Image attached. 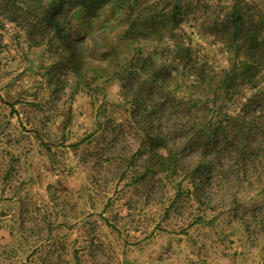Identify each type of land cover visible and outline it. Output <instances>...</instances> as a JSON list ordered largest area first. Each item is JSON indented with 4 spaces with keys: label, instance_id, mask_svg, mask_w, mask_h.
Returning <instances> with one entry per match:
<instances>
[{
    "label": "rangeland",
    "instance_id": "1",
    "mask_svg": "<svg viewBox=\"0 0 264 264\" xmlns=\"http://www.w3.org/2000/svg\"><path fill=\"white\" fill-rule=\"evenodd\" d=\"M98 4L62 14L63 42L32 46L30 25L0 20V264H264V134L247 120L241 137L226 119L227 139L218 132L217 147L197 135L184 172L200 155L208 170L194 183L165 174L142 178L146 134L152 131L166 154L182 132L207 123L211 107L241 117L253 100L256 90L238 75L226 99L219 88L204 112L208 91L198 82L218 86L243 59H235L226 26L234 5L243 33L264 40V0ZM138 15L142 21L130 20ZM130 23L134 41L121 36ZM41 28L36 22L37 42ZM70 53L84 64L89 87L71 72ZM131 54L144 59L142 74L112 78ZM257 79L263 87V72ZM257 127L264 128V116ZM241 140L256 159L238 155Z\"/></svg>",
    "mask_w": 264,
    "mask_h": 264
},
{
    "label": "trees",
    "instance_id": "2",
    "mask_svg": "<svg viewBox=\"0 0 264 264\" xmlns=\"http://www.w3.org/2000/svg\"><path fill=\"white\" fill-rule=\"evenodd\" d=\"M59 1V2H58ZM56 2V3H54ZM98 2L100 0H0V20H7L9 22L18 23L19 21L21 26L25 27L30 25L31 28H26L25 33L27 39L33 42L32 46L43 44L51 40H56L57 42H63L67 33H65V28L63 26L62 21H60L63 13H69L75 10H87V11H94L98 6ZM66 4L67 10L65 12H61L62 4ZM173 12L171 16L174 18L173 22H176L175 15L177 14L176 7L173 8ZM130 20L142 21L143 17L138 15V19L136 17L131 18ZM1 22V21H0ZM38 22L41 24L42 34L40 40L37 42L33 38L34 35V26L35 23ZM243 24V17L240 13L239 7L234 5L232 7V12L229 16V22L226 25L227 28L232 29L231 33V41L234 47V55L235 59L238 58L240 55L243 59H238L239 62L236 60L232 63V67L229 71L225 73L223 76L222 81L216 87L208 86L206 87L202 81L198 82V87H205L204 90L207 89L208 93L203 94V100L201 101V106L203 107L204 112H207L206 109L208 107L215 105V98L216 92L219 88H223V93L221 96L222 101L226 99V96L229 94V88L233 82L235 76L240 75L246 82L248 83L249 90H256L253 100H249L247 104L243 107L242 116L236 117H228L227 115H223L221 112V108L213 109L212 114L205 124L202 122L199 125V129L190 135H187L185 132H182L184 135L183 139L176 140L173 144H167V151L166 154H162L157 149V141L159 140L157 136L152 135V131L145 136V143H147V160L145 164V171L142 174V178H145L147 175L154 174H165L167 178L170 177H177L180 178L179 182H183L187 178H190L192 183L195 182L196 179L199 178L201 172H205L208 169L204 166V159L200 157L196 160L197 164L194 169L190 172H184L183 164H184V154L186 151H193L197 149L199 144V139H197V135L203 134L205 138V145L212 147L218 146V132H221V136L224 139L226 137V125H230L231 120H226L231 118L233 121V127H236L242 132L241 137H244L245 134L244 128H242V123L245 120L252 124V126L256 130H260L262 134H264V128L257 127V120L264 116V86L259 87L258 83L260 82L257 79L258 75L263 72L264 74V55L260 54L261 52V43L264 41L261 39L260 41L257 40V32H245L243 33L242 29ZM133 23H130L129 26L123 30L122 37H127L129 40L134 41L133 38L130 37L132 35L131 26ZM33 27V28H32ZM53 32V37H49V34ZM245 36V38H243ZM130 41V42H131ZM248 42V43H246ZM176 53H178L176 47ZM70 57L66 58V62L68 66L71 67V72L73 75L78 78L79 80L83 81V85L85 87H89V82L86 80L85 75L82 73V67L84 64H79L77 58L75 59L73 53H70ZM142 61V64L137 69L136 65ZM144 59H141L140 55L135 56L134 54L130 55V58L126 60L120 68H115L113 73H111L112 78L119 81H129L134 76L142 74L141 72H137L138 70L146 68L144 66ZM152 75L157 74V70L153 69ZM96 77L101 76V73H97ZM108 76V75H105ZM91 82V81H90ZM192 88L196 89V86H192ZM136 93L133 101L135 102V109L139 107L140 103V96ZM227 116V117H226ZM247 118V119H246ZM190 119V118H188ZM189 123V121H187ZM214 124L217 126L215 127ZM184 128L190 129V127L186 125H182L181 130ZM156 128L153 127L152 130ZM193 135V136H192ZM160 141V140H159ZM168 142V141H167ZM193 142V143H191ZM190 143V145H189ZM166 145V144H165ZM240 147L237 148L238 155L241 158H244L249 153V157L252 160L256 159L257 156L255 154V150L247 148V145L241 140L239 142ZM203 168H205L203 170ZM190 182V181H189ZM196 188L197 184H193ZM178 199L175 198L173 202H176ZM202 217H197L195 222H200Z\"/></svg>",
    "mask_w": 264,
    "mask_h": 264
}]
</instances>
